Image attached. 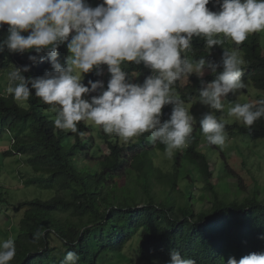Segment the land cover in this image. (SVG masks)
<instances>
[{"label":"trees","instance_id":"obj_1","mask_svg":"<svg viewBox=\"0 0 264 264\" xmlns=\"http://www.w3.org/2000/svg\"><path fill=\"white\" fill-rule=\"evenodd\" d=\"M87 2L95 7L102 0ZM208 7L218 10L214 2ZM7 28L4 25L0 29V41L6 38ZM235 47L241 49L240 55L245 61L242 79L264 92V51L260 35L251 34L242 45ZM193 49L195 52L190 55L196 58L204 53L203 38H194ZM212 50L216 55L211 54L208 59L219 62L223 50L219 46ZM58 51L63 65L69 54L66 45ZM29 55L37 54L7 50L0 53V69L5 71L2 75L17 65L30 67L26 78L52 70L47 58L32 64ZM102 71L101 76L96 75V70L85 74L83 83L87 86L89 80H102L106 89L110 79L106 65ZM125 71L138 73L133 83H143L151 74L143 64L131 63ZM1 79L0 146L8 144L9 150L0 153V163L5 171V162L23 164L17 182L0 173V216L6 213L9 220L4 224L14 226L11 215H22L19 231L13 238L16 256L10 264H42L37 263L40 257L36 254L41 251L45 258L58 261L73 251L80 257L79 264H97L101 253L120 255L139 234L143 264H167L171 249L195 259L196 264H222V261L227 264L230 257L239 260L249 253L264 251V187L257 186L242 198L245 191L239 188L241 176L230 169L218 146L206 142L196 124L187 146L169 158L163 145L148 141V134L125 143L83 121L78 124L77 133L55 129V113L34 95V90L28 101L16 103L6 93L7 82ZM213 79L211 74L203 78L205 82ZM200 86L201 79L192 75L178 81L175 89L186 104L192 102L196 108V91ZM171 111V105L165 106L162 122L169 118ZM216 114L224 116V110ZM79 132L85 135L81 137ZM226 132L230 137L264 140V117L251 128L226 121ZM99 139L108 154L103 153ZM212 153L223 161L213 162ZM218 164L223 171L221 179H218ZM120 178L129 180L123 188L118 187ZM228 178L234 181L227 182ZM14 183L23 190L35 189L40 195L23 203L13 201L8 187ZM234 186H238L236 190L231 189ZM1 234L9 237L7 232Z\"/></svg>","mask_w":264,"mask_h":264},{"label":"clouds","instance_id":"obj_2","mask_svg":"<svg viewBox=\"0 0 264 264\" xmlns=\"http://www.w3.org/2000/svg\"><path fill=\"white\" fill-rule=\"evenodd\" d=\"M213 2L217 11L208 7ZM4 25L7 36L0 41V53L34 51L37 55H29V61L36 64L47 58L52 69L26 78L29 66H11L6 93L14 102L28 101L34 90L55 113V129L77 133L83 121L125 143L148 134V141L163 145L170 158L187 146L197 123L175 89L178 81L192 75L201 79L196 91L199 102L210 109L198 122L203 137L209 145L226 144V120L216 113L223 112L230 96L242 95L247 88L242 79L245 61L235 45L264 32V0H102L95 7L87 0H0V29ZM194 38L204 41V53L198 58L190 55L195 52ZM229 40L232 45L226 47ZM62 45L69 53L63 65L58 51ZM217 46L223 50L219 62L208 59L216 55L212 49ZM131 63L151 70L143 83H133L138 73L125 71ZM105 65L110 74L106 89L102 80L83 83L84 75L93 70L103 75ZM206 74L215 79L205 82ZM168 105L171 114L162 122ZM227 117L251 128L264 117V99L235 102ZM43 253H36L37 263L80 261L73 251L60 261ZM15 256L14 239L0 241V264H10ZM169 257L167 264H196L177 249H171ZM227 264H264V251L239 260L230 257Z\"/></svg>","mask_w":264,"mask_h":264},{"label":"rangeland","instance_id":"obj_3","mask_svg":"<svg viewBox=\"0 0 264 264\" xmlns=\"http://www.w3.org/2000/svg\"><path fill=\"white\" fill-rule=\"evenodd\" d=\"M260 35V41H261V47L264 51V32L258 33ZM232 45V42L229 40L226 42V47H230ZM16 67H19L17 65ZM1 70V69H0ZM5 73V71H0V77L1 80L6 83V75H2ZM207 75V74H206ZM205 75V76H206ZM204 78V77H203ZM244 82L247 84V88L241 90V94H237L236 96H232L229 100L225 101V108H224V117L225 120L231 124L236 123L234 118H228L227 117V110L228 107L232 106L235 102L239 103H248L255 100L264 99V92H259L256 90V88L251 84V82ZM195 103L197 107L195 108L194 104L192 102L187 103L189 110H191V113L194 115V117L197 120L196 125L199 126V119L201 116L205 113L210 111V109L201 104L199 100H195ZM192 104V105H191ZM196 109V110H193ZM200 110V111H198ZM240 123V122H239ZM91 124V123H87ZM92 125V124H91ZM95 126V125H92ZM200 127V126H199ZM8 137L4 138V141H7ZM135 139V138H134ZM133 139V140H134ZM132 140V141H133ZM132 141L128 142L131 143ZM98 143H101V146L103 147V153L106 155L108 154L104 143L99 139ZM220 150L223 152L222 158H225L229 163L230 169H234L236 173H238L241 177L238 178L242 185H240L239 188L242 187L244 189V197H246L249 193H252L255 191L257 186L264 187V140H258L255 141L247 136H237V137H230L227 135V142L224 146H218ZM9 150V145L4 144L0 146V153H4ZM203 152H206V148H202ZM225 155V156H224ZM243 155V156H242ZM220 157H217L216 154L212 153L211 160L215 161H223V159ZM14 161V160H13ZM6 163V170L3 167V164L0 163V173L7 174L10 176V178L17 182L20 179V169H22L23 164H19L16 162L15 164H9L10 162ZM167 161H164V164H167ZM9 164V165H8ZM226 165V164H225ZM221 166V164H220ZM217 166V174L220 175L218 179H221L223 177V171L221 170V167ZM18 168V171H17ZM212 170L214 169L211 168ZM252 169V171L250 170ZM255 171V172H254ZM217 176L215 177V179ZM132 181L134 179H131ZM119 182V188H123L126 185V182L129 180H126L124 178L117 179ZM227 182H233L231 178H228L226 180ZM247 185V186H246ZM249 186V187H248ZM238 187V186H237ZM236 186L232 187L231 189L236 190ZM194 190V189H193ZM8 193L9 197L16 202H25L34 200L36 197L40 195V192L35 191V189H25L23 190L22 186H18L16 183L13 185H10L8 187ZM207 207H210V204L206 205ZM196 207H200L199 204L196 205ZM11 215V214H10ZM14 226H6L4 222L8 224L9 220L7 218L6 213L3 214V216H0V241L6 240L9 237L14 238L18 233V225L20 223V219L22 215L14 214ZM7 232L9 233V237L3 236L1 233ZM141 235H138L137 240L132 241L128 246L125 248L122 254L118 253H101L99 260L97 264H143L140 260V241ZM41 251V255H42ZM159 264V263H156Z\"/></svg>","mask_w":264,"mask_h":264}]
</instances>
